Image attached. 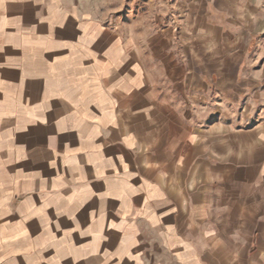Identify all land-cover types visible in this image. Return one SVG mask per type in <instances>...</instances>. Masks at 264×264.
Segmentation results:
<instances>
[{
  "label": "crops",
  "instance_id": "crops-1",
  "mask_svg": "<svg viewBox=\"0 0 264 264\" xmlns=\"http://www.w3.org/2000/svg\"><path fill=\"white\" fill-rule=\"evenodd\" d=\"M52 1L51 33L13 44L0 0V73L15 54L41 107L25 133L0 124V168L13 199L48 186L0 222V264L41 237L50 264H264V0H151L130 28L111 25L127 0L81 23Z\"/></svg>",
  "mask_w": 264,
  "mask_h": 264
},
{
  "label": "rangeland",
  "instance_id": "rangeland-1",
  "mask_svg": "<svg viewBox=\"0 0 264 264\" xmlns=\"http://www.w3.org/2000/svg\"><path fill=\"white\" fill-rule=\"evenodd\" d=\"M18 3L13 4L9 3V11L13 12L16 10L15 19L10 20L9 28L14 30V34L17 35L16 38L12 39L11 42L17 43L20 36L24 37L23 34H35L37 31L41 33H51L49 26L51 22L46 21L47 17L45 16L48 13V10L53 6L54 1L52 0H16ZM56 8L57 13H73L77 15L79 18L76 19L79 23L84 21V19H89V17H99L104 15V12L113 10V2H107L104 0H57ZM153 8L157 13H160L159 16H162V12L173 13V8L167 5L168 0H153ZM151 0H127L125 3L123 2L122 11L118 17H113L111 19L112 27L118 26L123 23L124 26L130 28V23L126 20H130V16L125 14V9L128 10L130 7H137L138 16L135 17V20L139 22L146 21V19L151 17L152 5L150 4ZM148 4V6H147ZM17 6V8L15 7ZM55 5V4H54ZM52 6V7H51ZM23 9L27 10H35L33 16L27 23H23L22 21L18 22V18L22 17ZM133 9V8H132ZM99 11H101L99 13ZM22 12V13H21ZM86 18H84L85 16ZM150 15V16H148ZM153 17V16H152ZM21 19V18H20ZM134 20V21H135ZM150 21V20H149ZM136 22V21H135ZM38 24V25H37ZM41 24V26H39ZM35 25L39 26V28H35ZM55 30H60L64 33H60L62 39L67 40L70 36H67L68 33L66 31L67 26L65 21H60L58 24L53 23L52 26ZM139 36H143V32L136 33ZM60 39V38H59ZM56 40V39H53ZM10 41L8 38L2 39L0 38V46L8 44ZM67 42V41H66ZM13 62V67L8 68V70L0 73V124L2 128L9 129L10 125L14 128L17 127L18 133H25L26 129L31 130L36 127V124L31 121V116L40 121L41 115V107L39 103L40 92L39 87L37 85L29 87H25L23 83V71L21 62L17 61L16 55L13 54L11 57ZM50 87H47L49 89ZM69 88V86H68ZM70 92L69 89L66 90ZM34 118V119H35ZM10 119H12L10 121ZM0 125V126H1ZM39 169V168H38ZM13 172L11 169L0 168V222L5 220L6 214H9V211H15L19 209V207L26 203L28 206H46V193L48 192V186L41 181L37 182V184L29 185V184H19V189L22 190V194L18 195L17 198L13 199L12 194L14 191L13 181ZM39 181V179H38ZM34 186V188H33ZM16 188V187H15ZM32 188L34 190H32ZM32 204V205H31ZM41 217H47V215H41ZM39 245L31 247L27 244L25 248L26 254L22 256L23 258H15L13 262L15 264L23 262L24 264H50L51 259V249L48 246H45L48 243L46 237H41L39 240ZM44 245V246H43ZM31 247V248H30ZM54 248V247H53ZM55 250V249H54ZM1 249H0V259ZM1 263V260H0Z\"/></svg>",
  "mask_w": 264,
  "mask_h": 264
}]
</instances>
